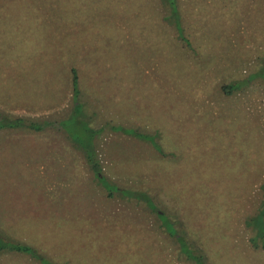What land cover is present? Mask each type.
<instances>
[{
	"label": "rangeland",
	"instance_id": "1",
	"mask_svg": "<svg viewBox=\"0 0 264 264\" xmlns=\"http://www.w3.org/2000/svg\"><path fill=\"white\" fill-rule=\"evenodd\" d=\"M1 111L0 264H264V0H0Z\"/></svg>",
	"mask_w": 264,
	"mask_h": 264
},
{
	"label": "trees",
	"instance_id": "2",
	"mask_svg": "<svg viewBox=\"0 0 264 264\" xmlns=\"http://www.w3.org/2000/svg\"><path fill=\"white\" fill-rule=\"evenodd\" d=\"M76 74L75 71L72 69V91H76ZM222 88L224 91H227L225 85H222ZM228 88V87H227ZM43 120H37V119H28L23 116L19 115H10L3 113L2 111L0 112V127L2 126H7V127H12V126H26L31 129H40L43 127ZM46 124V123H44ZM93 165V164H92ZM262 232V231H261ZM249 241L252 246H254L253 238H249ZM262 247H264V242L262 244ZM10 249V250H18V251H29L30 247L25 245V244H19V243H14L10 242L4 239H0V249ZM189 256L191 258H194L196 264H202L200 262V256L195 254L189 253Z\"/></svg>",
	"mask_w": 264,
	"mask_h": 264
}]
</instances>
